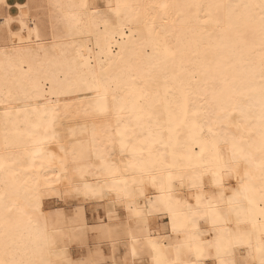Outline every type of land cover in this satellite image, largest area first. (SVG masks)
<instances>
[{"label": "snow or ice", "instance_id": "obj_1", "mask_svg": "<svg viewBox=\"0 0 264 264\" xmlns=\"http://www.w3.org/2000/svg\"><path fill=\"white\" fill-rule=\"evenodd\" d=\"M48 8L49 48L44 5L0 18V264H264V0ZM25 30L54 69L43 80ZM62 96L102 124L62 139ZM22 146L37 176L71 164L70 187L106 218L45 214L39 179L22 197Z\"/></svg>", "mask_w": 264, "mask_h": 264}, {"label": "bare ground", "instance_id": "obj_2", "mask_svg": "<svg viewBox=\"0 0 264 264\" xmlns=\"http://www.w3.org/2000/svg\"><path fill=\"white\" fill-rule=\"evenodd\" d=\"M81 2H87L89 4L97 3L104 4L108 0H3V3H0V18H6L7 16L18 17L21 14L20 5L23 4H42L44 9L40 12V15L48 21V32L47 40H41L39 43L43 48H49L51 46L52 39V21L49 19V13L52 11L48 8L49 4H78ZM115 3V0H112ZM131 3H153L155 0H129ZM168 2H178L184 3L189 2V0H168ZM35 15V10L32 12ZM24 15L28 17V10H25ZM11 28L14 32L19 31V26L17 24L11 25ZM24 44L26 47L33 49L31 53H21V57L25 61V68L27 69L31 65L33 71L31 76L33 79L43 80L47 74H50L54 71L53 68L49 67L45 61L44 52L37 48V41L35 39V34H33L31 43L27 41V30L24 32ZM19 41L17 44L19 45ZM95 45V38H93V46ZM11 41H9L8 47L11 48ZM3 43L0 41V52L3 50ZM119 51V49H117ZM85 55L87 53L85 52ZM37 57L39 59H37ZM43 62V63H42ZM6 70V65L4 63L3 57L0 56V84L3 83L4 74ZM17 76L20 74L17 72ZM23 86L25 88L29 87V84L26 80L23 81ZM51 88V84L48 85ZM81 97L84 94H79ZM60 99V109L59 115L56 120V131L61 134L62 139H67L70 137V130L74 127L88 125L89 129L93 125L99 127L102 124V119L96 118L93 119L89 116L84 115V109L86 108V102L84 104L80 103H71L72 100H76V96L72 97H59ZM68 103V107L65 108V102ZM15 115V114H13ZM3 111L2 106H0V125L3 122ZM79 134V133H77ZM90 134V133H89ZM46 147L53 150L54 154L59 155L56 150L55 143L46 145ZM14 154L23 164V161L27 160L28 157L25 153V149L22 146L17 152L14 150ZM0 156H3V137L0 135ZM26 164H23L22 167H19L17 171L20 173V186L23 189L21 191V196L29 195V189L32 187L34 180L39 179L41 189L44 190L47 194L41 200V206L45 214L55 213L57 210L60 212L72 211L76 206H86L87 211L85 213L89 221L95 219L99 222L101 219H105L107 213L105 212L104 207H99L102 202L99 200H87L85 201L83 196L78 195L72 187H70V181L78 180V177L75 176L71 170V164L68 165V170L65 172L64 169L60 167L59 162H54L52 164H45L44 167L40 170L41 175L37 176L34 171H26ZM57 177L60 179L57 180ZM67 177V178H65ZM89 181L94 182V178L89 177ZM54 190V191H53ZM119 207V206H118ZM122 212V210H121ZM119 214V213H118ZM126 215V213H124Z\"/></svg>", "mask_w": 264, "mask_h": 264}]
</instances>
